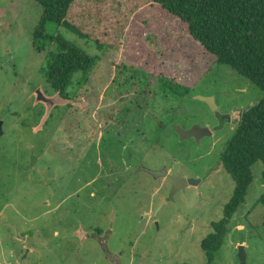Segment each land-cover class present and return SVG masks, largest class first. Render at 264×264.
<instances>
[{
	"label": "rangeland",
	"instance_id": "374dc122",
	"mask_svg": "<svg viewBox=\"0 0 264 264\" xmlns=\"http://www.w3.org/2000/svg\"><path fill=\"white\" fill-rule=\"evenodd\" d=\"M42 11L35 0H0V264H205L200 242L234 189L219 157L242 109L263 92L186 36L175 35L174 47L146 77L122 49L98 47L49 22L46 36L63 37L95 61L86 76L74 75L69 99L48 96L44 69L56 46L33 38ZM159 77L188 94L168 92ZM38 90L53 98L48 112ZM197 95L213 96L217 109ZM225 114L230 121H221ZM175 124L206 126L212 134L181 140ZM103 130L123 140L115 173L93 168ZM129 152L146 168L166 166L200 182L171 194L165 177L132 174ZM263 169L261 161L252 166L245 202L211 264H240V245L246 264H264V206L257 203ZM97 177L111 184L100 194Z\"/></svg>",
	"mask_w": 264,
	"mask_h": 264
},
{
	"label": "trees",
	"instance_id": "16d2710c",
	"mask_svg": "<svg viewBox=\"0 0 264 264\" xmlns=\"http://www.w3.org/2000/svg\"><path fill=\"white\" fill-rule=\"evenodd\" d=\"M35 1L43 9L33 32L36 41L48 37L47 23L62 25L98 47L122 49L129 66L147 77L174 47L178 34L196 41L217 64L230 67L263 92L258 104L242 113L219 157L234 189L222 217L200 242L205 264H211L233 214L245 202L254 177L252 166L258 161L264 166V0ZM48 39L56 46L49 50L44 69L53 92L49 94L69 99L72 78L77 73L86 76L95 59L59 35ZM159 81L172 94H188L186 86L165 77ZM257 203L264 206V191Z\"/></svg>",
	"mask_w": 264,
	"mask_h": 264
},
{
	"label": "water",
	"instance_id": "95a60500",
	"mask_svg": "<svg viewBox=\"0 0 264 264\" xmlns=\"http://www.w3.org/2000/svg\"><path fill=\"white\" fill-rule=\"evenodd\" d=\"M37 93H38V95H37L36 99L44 101V103L48 106V108H47V112H48L54 104V103H52L53 98L48 97L47 95H44L40 90H38ZM56 95L58 97L62 98L59 95V93H57ZM195 98L206 102L211 107L212 110L217 109L213 96L204 97V96L197 95V96H195ZM255 104H258V101L254 102L252 104H249L248 106L243 108L242 113L249 110ZM222 118H223V120H221L222 122L223 121H230V119H231L229 114H225L224 116H222ZM1 125H2V122L0 121V133L2 131ZM173 128L181 140L187 139L189 137H195L196 140L198 141L203 136H209L212 134L211 129H209L206 126H204V127L199 126L197 124H194L190 128H183L180 124H175L173 126ZM139 170H143V171L147 172L153 178L167 177L171 182V194L175 193L178 189L185 188L189 184L196 185L200 181V180L194 179V178H184V177H181L179 174H176V173H170L168 171V169L166 168V166H163L162 168H160L158 170H152V169L144 167L142 165V163L140 162L137 171H139ZM149 214L155 215V212H146L145 211V215H149ZM238 257L240 259V264H246V252H245V246L244 245H240L238 247ZM114 264H115V262H114Z\"/></svg>",
	"mask_w": 264,
	"mask_h": 264
},
{
	"label": "flooded vegetation",
	"instance_id": "af4514ba",
	"mask_svg": "<svg viewBox=\"0 0 264 264\" xmlns=\"http://www.w3.org/2000/svg\"><path fill=\"white\" fill-rule=\"evenodd\" d=\"M54 94H47V95L52 96ZM2 124H3V122H2ZM1 128H2V125H1ZM177 136H178V134H177ZM190 138H193V137H189L188 139H190ZM121 141H123V140H119V139L114 138V135L111 134L110 130H108L107 132L103 130V133L101 134V141L97 145L98 148H97V154H96L97 155L96 164H95V166H93V168L96 167L95 173H100V174L101 173L106 174V172L107 173H110V172L115 173L117 170L120 169V166H119L120 165V151H119V148H117V145L120 144ZM95 152H94V154H95ZM86 158H87V163L89 164V160H90L89 153H86V155L84 156L85 161H86ZM128 159H133L135 161V164L133 165V168H132V174H136L139 163L141 162V159L138 157L139 160H136L137 156H136V154H134V152H129ZM98 160L100 162H98ZM98 163H99V165H98ZM113 164H117L116 171H115V166H113ZM97 178H92L90 182H87V184L89 185V184L95 183V181H97ZM165 178L167 180H169L167 177H165ZM98 179H99V186L95 189L98 191L97 193L100 194L101 192H103L104 188L111 186V184L105 183V181L101 180L100 178H98ZM169 182H170V180H169ZM170 184H171V182H170ZM93 195H95V193Z\"/></svg>",
	"mask_w": 264,
	"mask_h": 264
}]
</instances>
